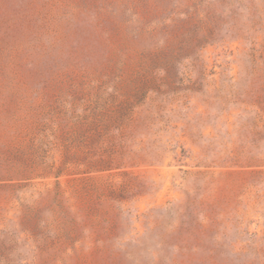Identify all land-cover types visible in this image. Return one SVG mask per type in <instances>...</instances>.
I'll return each instance as SVG.
<instances>
[{
  "label": "rangeland",
  "instance_id": "1",
  "mask_svg": "<svg viewBox=\"0 0 264 264\" xmlns=\"http://www.w3.org/2000/svg\"><path fill=\"white\" fill-rule=\"evenodd\" d=\"M0 264H264V0H0Z\"/></svg>",
  "mask_w": 264,
  "mask_h": 264
}]
</instances>
